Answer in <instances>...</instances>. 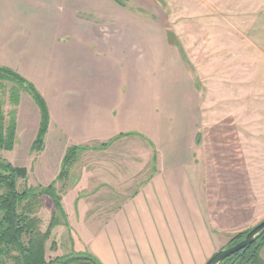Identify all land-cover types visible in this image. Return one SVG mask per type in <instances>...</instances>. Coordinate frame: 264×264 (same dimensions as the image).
Masks as SVG:
<instances>
[{"label":"crops","instance_id":"1","mask_svg":"<svg viewBox=\"0 0 264 264\" xmlns=\"http://www.w3.org/2000/svg\"><path fill=\"white\" fill-rule=\"evenodd\" d=\"M123 2L0 0V66L38 89L49 112L45 137L54 128L66 149L125 133L154 149L151 171L141 179L129 175L127 186L124 177L92 186V214L78 186L62 194L70 224L64 205L73 193L76 252H89L101 264H204L227 245L224 235L259 213L264 162L254 179L232 172L219 182L198 177L199 100L180 69V43L169 40L157 0ZM64 153L57 169L36 163L35 184L55 182ZM119 183V190L133 191L116 204ZM260 256L264 261V247Z\"/></svg>","mask_w":264,"mask_h":264},{"label":"rangeland","instance_id":"2","mask_svg":"<svg viewBox=\"0 0 264 264\" xmlns=\"http://www.w3.org/2000/svg\"><path fill=\"white\" fill-rule=\"evenodd\" d=\"M157 2L168 19L170 28L167 33L180 43L177 48L180 69L184 71L187 83L195 85L199 100L198 177L203 179L210 176L212 181L219 182L220 177L232 172L238 176L243 174L244 180L256 178V168L264 162V0ZM178 26L179 31H175ZM250 40L254 42L253 45ZM253 74L258 78L253 79ZM252 82L258 85L254 89ZM9 85L7 83L5 86L3 111L8 122V112L15 110L16 132L13 148H0V158L13 165L24 166L31 172L29 180L27 175L25 180L17 181L18 189L22 190L39 186L34 183L39 181L38 163L57 169L66 148L64 142L56 139L57 131L52 128L44 139V148L40 152L31 149L40 123L39 108L24 91L19 94V103L12 105L8 99ZM106 142L105 147L100 142L78 144L85 147L78 148L68 172L54 182L61 196L68 188L78 186L79 195L87 197L85 208L88 214L96 209L90 204L93 200L91 189L95 183L102 179L111 180L112 183L122 182L120 179L124 177V185L127 186L129 175L141 179L151 171L150 158L154 149L145 138L129 135ZM115 186L116 204L133 191L119 190L122 187L120 183ZM243 193L251 197L250 192ZM252 193L258 195L255 191ZM72 194L65 199L64 205L70 213L71 223H68L66 216L67 226L60 222L52 228L46 241L48 261L71 254L74 250L77 236L70 227L76 225ZM109 194L112 195V191ZM259 194L261 201H258L256 208L259 213L254 216V221L224 235L227 236L225 243L264 218V192ZM52 209L50 198L44 196L35 210L41 231L47 229ZM6 264L12 263L8 261Z\"/></svg>","mask_w":264,"mask_h":264},{"label":"trees","instance_id":"3","mask_svg":"<svg viewBox=\"0 0 264 264\" xmlns=\"http://www.w3.org/2000/svg\"><path fill=\"white\" fill-rule=\"evenodd\" d=\"M121 5L125 3L116 0ZM169 40L173 41L172 35ZM9 83L8 99L12 105H17L20 92L24 91L36 103L40 112V123L31 149L41 151L44 148V139L49 126V112L45 100L38 89L23 76L8 67L0 66V148L11 150L14 145L16 132V112H8V122L3 111L5 86ZM119 134L112 139L129 135ZM200 134H197V142ZM111 139V140H112ZM110 141V140H109ZM108 142L102 143L105 147ZM85 146L70 145L62 158L60 172L56 180L63 178L68 172L71 163L75 160L78 148ZM28 175L27 168L16 166L0 158V264L10 261L12 264H47L60 262L64 264H101L89 252H75L56 257L50 261L46 257V241L51 230L60 222L67 226L66 213L61 203V195L57 192L54 182L46 186L25 187L19 190L17 181L25 180ZM48 196L52 202L53 211L48 227L45 231L40 229V220L35 214L42 202ZM248 230L238 232L228 243L232 244L241 239ZM264 247V231L254 242L243 249L231 254L215 264H264L260 256Z\"/></svg>","mask_w":264,"mask_h":264},{"label":"water","instance_id":"4","mask_svg":"<svg viewBox=\"0 0 264 264\" xmlns=\"http://www.w3.org/2000/svg\"><path fill=\"white\" fill-rule=\"evenodd\" d=\"M264 231V218L251 227L246 234L235 243L225 245L219 248L204 264H215L231 254L243 249L248 244L254 242L256 237ZM47 264H64L60 262H49Z\"/></svg>","mask_w":264,"mask_h":264}]
</instances>
